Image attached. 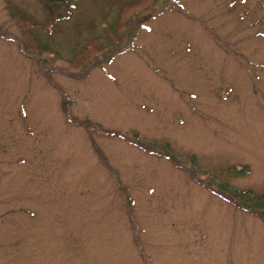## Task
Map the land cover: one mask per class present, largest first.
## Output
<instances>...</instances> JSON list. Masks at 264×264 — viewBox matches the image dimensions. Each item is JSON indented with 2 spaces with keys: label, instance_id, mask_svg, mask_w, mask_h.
I'll list each match as a JSON object with an SVG mask.
<instances>
[{
  "label": "rangeland",
  "instance_id": "374dc122",
  "mask_svg": "<svg viewBox=\"0 0 264 264\" xmlns=\"http://www.w3.org/2000/svg\"><path fill=\"white\" fill-rule=\"evenodd\" d=\"M63 1L0 0V264H264V0Z\"/></svg>",
  "mask_w": 264,
  "mask_h": 264
},
{
  "label": "trees",
  "instance_id": "16d2710c",
  "mask_svg": "<svg viewBox=\"0 0 264 264\" xmlns=\"http://www.w3.org/2000/svg\"><path fill=\"white\" fill-rule=\"evenodd\" d=\"M63 0H51L52 5H50V0L49 2H46L44 0H41V3L43 5V8L51 15H55L54 13V7L55 4L62 2ZM64 2V1H63ZM62 2V3H63ZM61 3V4H62ZM59 16V15H57ZM141 146L149 148V145L144 143L143 141H139ZM242 169L237 170L235 167H232L231 169H228L227 172L229 174H234V173H239V174H248V170H243L245 168L244 166L241 167ZM224 187H221L219 191L214 192L210 191L220 197L222 199L235 203L238 206L242 207L246 211H249L251 213H258L260 215H263L264 213V194H257L254 193L253 191L249 189L245 190H239L237 188H232L229 185H222ZM257 215V214H256Z\"/></svg>",
  "mask_w": 264,
  "mask_h": 264
}]
</instances>
